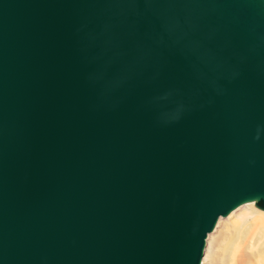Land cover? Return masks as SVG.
Masks as SVG:
<instances>
[{
  "label": "water",
  "instance_id": "obj_1",
  "mask_svg": "<svg viewBox=\"0 0 264 264\" xmlns=\"http://www.w3.org/2000/svg\"><path fill=\"white\" fill-rule=\"evenodd\" d=\"M264 210V0H0V264H199Z\"/></svg>",
  "mask_w": 264,
  "mask_h": 264
},
{
  "label": "rangeland",
  "instance_id": "obj_2",
  "mask_svg": "<svg viewBox=\"0 0 264 264\" xmlns=\"http://www.w3.org/2000/svg\"><path fill=\"white\" fill-rule=\"evenodd\" d=\"M258 213H260L259 210L254 206H240L236 208L235 211H233L227 218L219 219L214 229L210 231L206 237L202 253L203 259L200 264H230V261L226 258L228 255L227 251L230 248L229 245H231L229 242L234 241V239H238L236 237L240 233L242 227L250 223L253 217ZM261 235L264 236L261 232L257 233L253 241L255 242L256 240L259 241L262 239ZM253 241L251 246L249 242H245V244H247L245 245L246 248H244V250L237 255L236 264L254 263L255 257L253 254L255 253L253 252H255V249L251 250L250 248L254 243Z\"/></svg>",
  "mask_w": 264,
  "mask_h": 264
},
{
  "label": "bare ground",
  "instance_id": "obj_3",
  "mask_svg": "<svg viewBox=\"0 0 264 264\" xmlns=\"http://www.w3.org/2000/svg\"><path fill=\"white\" fill-rule=\"evenodd\" d=\"M240 206H254L256 209L259 210L260 213H258L257 215H255L250 223H248V224H246V225H244L242 227L240 233L238 234L239 236L237 235V237H236L238 239H234V241L229 242L231 245H229L230 248L227 251L228 252V255H227L226 258H228V260L230 261V264H236L237 263V255H239V253L241 251H243L244 248H246L245 245H247V244H245V242H249L250 243V246H251L252 241L256 237L257 233L261 232L264 235V210L256 207L253 204V201H246V202L238 205L236 208H238ZM236 208H234L231 211H229L223 217L219 216L217 218L215 224H214V227L216 226V223L219 221V219H221V218H227L233 211H235ZM214 227L212 228V230L214 229ZM209 233L210 232H208V234ZM208 234H207V236H208ZM233 238H234V236H233ZM250 248H251V250L255 249V252H253L255 254H253V256L255 257L256 260L254 259V263L253 264H264V260H263V256H264V236H262V239H260L259 241L256 240L253 243L252 247H250ZM202 259H203V257L201 256L200 257L199 264L201 263Z\"/></svg>",
  "mask_w": 264,
  "mask_h": 264
}]
</instances>
